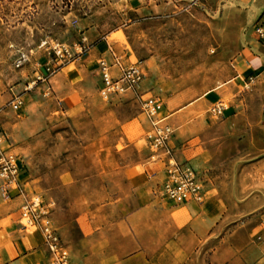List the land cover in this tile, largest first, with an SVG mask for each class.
<instances>
[{"label":"rangeland","instance_id":"obj_1","mask_svg":"<svg viewBox=\"0 0 264 264\" xmlns=\"http://www.w3.org/2000/svg\"><path fill=\"white\" fill-rule=\"evenodd\" d=\"M248 4L0 0V117L12 122L16 134L26 136L18 135L17 147L8 153L30 159L29 177L38 178L26 185L31 197H43L56 207L54 196L59 216L69 218L66 198L82 187L80 181L62 184L71 178L69 173L60 177L65 171L94 182L99 172L107 176L120 163L148 161L147 168L162 170L165 178L167 164L175 162L190 166L203 180L206 197L228 212L223 228L232 218L264 209V75L243 77L247 66L242 50L256 42L254 22L245 13ZM56 45L72 57L99 45L102 54L122 56L125 65L128 57L137 63L145 76L142 98L162 104L154 117L159 125L170 126V148L150 146L146 133L151 120L133 93L107 100L92 80L77 89L75 84L83 80L71 64L56 76L42 71L55 61ZM61 88L71 89L66 94L71 108H58L61 95L55 90ZM208 91L219 100L207 102ZM17 100L23 102L15 110L12 102ZM220 101L235 106L227 115L234 116L226 119L211 112ZM52 222L66 246V238L76 232L75 223L67 236Z\"/></svg>","mask_w":264,"mask_h":264},{"label":"crops","instance_id":"obj_2","mask_svg":"<svg viewBox=\"0 0 264 264\" xmlns=\"http://www.w3.org/2000/svg\"><path fill=\"white\" fill-rule=\"evenodd\" d=\"M245 9L251 22L264 21V0H249ZM85 54L69 63L83 80L75 86L79 89L83 82L92 80L100 90L98 61L102 59L112 65L113 58L102 54L99 45ZM242 54L247 66L243 77L264 75L263 45L248 42ZM126 59L130 64V57ZM140 86L135 97L143 96ZM55 91L61 95L58 108H71L72 102L66 96L71 89ZM205 96L207 102L219 100L211 91ZM115 97L118 96L110 94L106 99ZM222 104L225 109L221 117L234 116L227 115L235 106ZM18 135L20 139L26 138L24 133L16 134L11 121L0 117V147L6 152L17 147ZM17 158L21 169L19 181L26 188L38 178L29 177L26 165L30 159L19 154ZM138 164L141 170L136 168ZM147 164L148 161L120 163L107 176L99 172L94 182L87 176L76 179L70 171L62 173L60 177L66 173L71 176L62 184L68 187L80 181L82 187L79 193L66 198L65 210L70 219L59 216L57 198L52 197L57 205L52 207L48 199L40 197L62 233L68 236L69 225L75 223L76 232L66 238L65 246L73 264H264V209L254 208L242 218H232L223 228L221 221L228 212L225 213L216 199L206 197L204 182L205 197L201 202L175 204L160 193L164 172L150 170ZM34 188L36 185H33V194ZM27 198H32L28 192ZM22 200L16 191L8 199L0 195V264H47L49 253L42 234L37 230L26 233L27 229L20 223Z\"/></svg>","mask_w":264,"mask_h":264},{"label":"built area","instance_id":"obj_3","mask_svg":"<svg viewBox=\"0 0 264 264\" xmlns=\"http://www.w3.org/2000/svg\"><path fill=\"white\" fill-rule=\"evenodd\" d=\"M251 32L256 41L264 46V21H257L251 27ZM58 48L57 50H55ZM83 48L77 53L79 57ZM55 61L45 64V71L49 75L55 74L59 70V65L65 61L69 64L77 57L72 55L66 49L59 45L54 47ZM113 58V64L108 65L104 60L98 61L99 78L101 89L105 98L110 94L117 96L131 92L136 96L138 87L144 80V73L137 63L125 65L120 57L110 53ZM68 59V60H67ZM140 99L142 111L151 120V130L146 133V140L151 147H169L171 128L168 124L159 125L156 121V114L161 102L155 98ZM22 100L12 102L13 109H18L22 105ZM225 106L219 103L211 112L216 116H222ZM21 172L17 154L8 153L0 147V195L4 199L11 197V192L16 191L22 195L23 200L20 206V223L24 229L27 224L33 228V231H39L42 234L43 242L47 247L49 258L47 264H73L70 260V254L67 247L62 244L60 235L50 217L47 216L49 210L45 208L40 196L37 198H27L26 188L19 181ZM160 193L175 204L185 203L187 201L201 202L204 197L203 182L198 174L190 166H180L175 162L166 166V176L161 184ZM23 219L26 223L23 222Z\"/></svg>","mask_w":264,"mask_h":264},{"label":"bare ground","instance_id":"obj_4","mask_svg":"<svg viewBox=\"0 0 264 264\" xmlns=\"http://www.w3.org/2000/svg\"><path fill=\"white\" fill-rule=\"evenodd\" d=\"M34 199H35V198H34ZM23 222L26 223V221H25L24 219H23ZM27 226H28V228H31L28 224H27ZM28 228H27V229H28Z\"/></svg>","mask_w":264,"mask_h":264}]
</instances>
